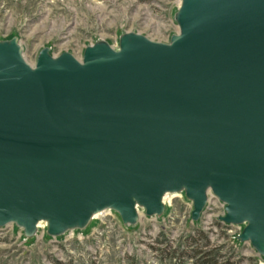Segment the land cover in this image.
<instances>
[{
    "label": "water",
    "instance_id": "1",
    "mask_svg": "<svg viewBox=\"0 0 264 264\" xmlns=\"http://www.w3.org/2000/svg\"><path fill=\"white\" fill-rule=\"evenodd\" d=\"M169 42L126 32L78 59L0 41V227L33 238L126 226L184 193L264 258V0H182Z\"/></svg>",
    "mask_w": 264,
    "mask_h": 264
},
{
    "label": "rangeland",
    "instance_id": "2",
    "mask_svg": "<svg viewBox=\"0 0 264 264\" xmlns=\"http://www.w3.org/2000/svg\"><path fill=\"white\" fill-rule=\"evenodd\" d=\"M181 1L0 0V41L17 37L30 65L46 47L53 56L70 52L78 59L86 47L101 40L118 48L126 32L169 42L179 32L175 13ZM168 198L171 206L161 217L141 213L137 225L126 226L117 213L107 211L86 230L68 234L67 240L26 241L22 230L10 224L0 228V264H202L206 254V260L217 255L222 263L264 264L250 243L236 240L237 226L216 223L224 213L222 205L212 204L199 222H193L191 201Z\"/></svg>",
    "mask_w": 264,
    "mask_h": 264
},
{
    "label": "built area",
    "instance_id": "3",
    "mask_svg": "<svg viewBox=\"0 0 264 264\" xmlns=\"http://www.w3.org/2000/svg\"><path fill=\"white\" fill-rule=\"evenodd\" d=\"M169 196H172V197H174V196H181V197H185V194L182 192V193H177V194H167L166 196H165V198H164V204H165V206L166 207H169V206H171V203H172V200H170L168 197ZM186 198V197H185ZM187 199V198H186ZM188 200V199H187ZM212 204H220V205H222V207H223V214H221V215H219L218 217H217V219H216V223L217 224H224L225 226H237L238 228H239V232L237 233V235H236V240H238L237 239V237H238V235L242 232V229H243V226H240V225H228V224H226V223H224V222H222L221 220H220V217L221 216H224L225 215V204L224 203H222L212 192H209L208 193V203H207V206H206V208H205V210L206 209H208V210H210V207H211V205ZM192 210H193V204H192ZM192 210H191V213H192ZM107 211H109V212H111L112 210H107ZM107 211H105V212H107ZM166 211V210H165ZM114 212V211H113ZM104 213V212H103ZM116 213V212H115ZM190 213V214H191ZM102 214V213H101ZM203 214H204V212H203ZM203 214H202V216H203ZM99 215V214H98ZM98 215H96L95 217H94V219L98 216ZM202 218V217H201ZM93 219V220H94ZM6 227V226H5ZM0 228H3V227H0ZM75 231H77V230H74V231H69V232H67L65 235H63V236H60V237H65V240H67V235L70 237V235L72 234L73 236H74V232ZM21 234H22V236L24 237V239L27 241H29V240H31V239H33L34 237H38L39 239L41 238V239H46V238H51V239H54V240H57V238L59 239V237H50V236H48L47 235V224H46V222H40L39 224H38V226H37V232H36V235L33 237V238H26L25 236H24V233H23V231L21 232ZM21 237V236H20ZM79 238V240H83L84 239V235H82V236H80V237H78ZM81 238H83V239H81ZM239 241V240H238Z\"/></svg>",
    "mask_w": 264,
    "mask_h": 264
},
{
    "label": "trees",
    "instance_id": "4",
    "mask_svg": "<svg viewBox=\"0 0 264 264\" xmlns=\"http://www.w3.org/2000/svg\"><path fill=\"white\" fill-rule=\"evenodd\" d=\"M198 234H199V237H202L203 236L204 238H207V236L204 233H198ZM195 254H198V252L195 251ZM209 255L210 254H206V255H202L201 256V259L200 260H202V264H233V263H230L228 261L227 262H224V263L220 262L218 259H216L217 258V255L215 257H213L212 259L206 260L205 258L206 257H209Z\"/></svg>",
    "mask_w": 264,
    "mask_h": 264
},
{
    "label": "bare ground",
    "instance_id": "5",
    "mask_svg": "<svg viewBox=\"0 0 264 264\" xmlns=\"http://www.w3.org/2000/svg\"><path fill=\"white\" fill-rule=\"evenodd\" d=\"M116 48V47H115Z\"/></svg>",
    "mask_w": 264,
    "mask_h": 264
}]
</instances>
